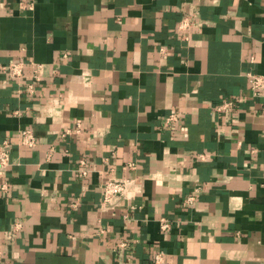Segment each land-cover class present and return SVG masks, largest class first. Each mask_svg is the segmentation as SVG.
I'll return each mask as SVG.
<instances>
[{
  "label": "crops",
  "instance_id": "1",
  "mask_svg": "<svg viewBox=\"0 0 264 264\" xmlns=\"http://www.w3.org/2000/svg\"><path fill=\"white\" fill-rule=\"evenodd\" d=\"M18 58L54 71L31 94L0 68V264H154L158 247L160 264H264V97L247 78L264 74V0H0V66ZM109 176L140 185L115 213Z\"/></svg>",
  "mask_w": 264,
  "mask_h": 264
},
{
  "label": "built area",
  "instance_id": "2",
  "mask_svg": "<svg viewBox=\"0 0 264 264\" xmlns=\"http://www.w3.org/2000/svg\"><path fill=\"white\" fill-rule=\"evenodd\" d=\"M195 21L192 17L184 16L178 23L177 31L179 35L186 38L184 32L189 26L194 24ZM30 67V71H26V67ZM0 68L5 71L9 76L18 79V81L26 86L25 90L29 93L35 92V85L39 83L43 77L49 74L53 69L46 63L31 61L27 63L23 59H13L6 64H2ZM54 71V70H53ZM248 83L251 94L257 97H264V74L257 72L247 73ZM239 101V98H225L218 105L217 109L220 111H230ZM180 120V112L173 111L167 114L164 118V125L166 127H173ZM81 131L80 123H76L74 128H66L59 132L60 137H64L68 134L79 133ZM19 143L29 147H34L37 143V136L31 128H23L19 133ZM13 142L9 138H4L0 141V174L4 175L7 172L8 167L12 163L11 150ZM204 154H199L198 157L203 158ZM129 167H134L133 162L128 163ZM75 175L77 177H85L89 173L85 161L80 160L78 165L74 167ZM1 188L6 190L8 188V182H3ZM140 193V185L134 177L124 176L115 177L109 176L105 178L101 185L99 207L103 211L115 213V210L123 200H129ZM194 200L193 195H188L185 198V203H191ZM20 223H16L15 227H19ZM160 228L168 230L170 228V222L165 218H160ZM128 245L126 241H120L118 246L125 247ZM1 254V253H0ZM165 252L161 248H157L153 254L154 264H160L163 262Z\"/></svg>",
  "mask_w": 264,
  "mask_h": 264
}]
</instances>
